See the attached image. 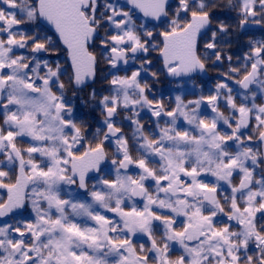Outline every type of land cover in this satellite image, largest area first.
<instances>
[{
    "label": "snow or ice",
    "instance_id": "snow-or-ice-1",
    "mask_svg": "<svg viewBox=\"0 0 264 264\" xmlns=\"http://www.w3.org/2000/svg\"><path fill=\"white\" fill-rule=\"evenodd\" d=\"M221 6L241 34L264 22V0H0V264H264V39L231 66L232 26L212 27ZM154 52L174 78L229 68L214 94L166 107L141 76ZM97 79L94 126L75 101Z\"/></svg>",
    "mask_w": 264,
    "mask_h": 264
},
{
    "label": "flooded vegetation",
    "instance_id": "flooded-vegetation-1",
    "mask_svg": "<svg viewBox=\"0 0 264 264\" xmlns=\"http://www.w3.org/2000/svg\"><path fill=\"white\" fill-rule=\"evenodd\" d=\"M171 2L175 4L176 0H171ZM217 3L220 5H224L227 3V0H217ZM215 11L218 14L219 20H213V24H212L213 30H215L217 23L220 21L232 26L233 30L229 33V39L231 40V43L227 45H222L221 47L224 48L225 54L231 55L233 57L231 66L235 67L237 65L238 58L243 57L244 53L248 51L247 43L249 40L264 39V22H261L259 24L250 23L248 26H246L244 33L241 34L240 30L235 27V25L237 24L236 10H230L227 7L221 6L218 7ZM17 54L19 55V54H27V53H25V50L20 49L17 51ZM151 58L152 61L154 60L156 61L155 64L156 66H152L147 74L141 73V76L147 80V83L149 85H151L152 94L149 96V99L155 97L156 100H162L166 107H174L176 96H181L185 100V102H187L189 100H196L201 95H204L206 97L209 94H214L213 90L215 88V85L218 82H222V75L226 73L229 68L228 61L223 60L219 64H208L206 66V71L208 75L207 78L205 79L198 76H194L187 79L182 78L177 80H169L166 79L165 72L161 71V69L163 68V64H162V60L159 58V53H155V52L152 53ZM139 65H140V61H137L136 64L132 66L131 70H135V68L139 67ZM151 72H158L159 78L154 79L151 76ZM119 74L124 75L125 73L120 72ZM128 74L130 75V72ZM230 86H233L234 88L238 87L234 83ZM68 95L71 96V92H69ZM76 96L77 99L75 102L77 105L78 115H79L85 110L84 109L85 103H81V101H84V99L80 94L77 93ZM237 102L239 103V100ZM256 103L257 104L264 103V100H261V98L258 96ZM206 105H207V101L205 100V104L201 106L200 111L204 115L211 117L212 115H214V113H212L211 109ZM220 111L224 112L225 115H229V112L223 105V102H221L220 104ZM140 116L142 123L145 124L146 129L149 127H154L152 121L157 118L151 116V113L147 109L141 111ZM2 119H3L2 114H0V121H2ZM121 119H123V116H121ZM179 125L181 127H187V124L185 121H183V118H181V120L179 121ZM131 132L132 129H129L126 135L130 137ZM30 142H31L30 137L18 138L17 146L21 148H27L30 146ZM108 148L112 156L114 152V146H108ZM2 159H4V157L0 156V160ZM25 159H27V157H25ZM12 168L14 169V172L18 171V167L16 165H13ZM3 170H7V169H3ZM207 179L209 182H212L214 181L215 178L208 177ZM234 182H236L235 178H234ZM89 183L91 184L92 181L90 180ZM72 187L75 188V186ZM0 197H3L4 199L7 198L4 189H0ZM81 199H83V197H81ZM132 204H133L132 201H126L127 206L125 210L126 211L130 210ZM135 204L138 208L143 207V201L140 198H135ZM164 211L167 212L166 209ZM25 215H28V213H25ZM106 215L109 217H114L115 214L109 212L106 213ZM180 220H183V217L179 218L178 223ZM156 239L159 240V233L156 234ZM133 244L137 248H139L140 244H143L145 248H148L150 246V240L144 234H137V236L133 239ZM181 252L182 249L180 248V246L178 244H175L174 250L171 253L172 258L173 259L177 258L181 254Z\"/></svg>",
    "mask_w": 264,
    "mask_h": 264
},
{
    "label": "trees",
    "instance_id": "trees-1",
    "mask_svg": "<svg viewBox=\"0 0 264 264\" xmlns=\"http://www.w3.org/2000/svg\"><path fill=\"white\" fill-rule=\"evenodd\" d=\"M59 58L61 64L64 67H67L69 65L66 59V52L61 51L59 54ZM155 64L156 61L154 60L153 66H156ZM61 79L64 80L65 83H67V77H62ZM106 86H107L106 81L97 79V81L90 88L84 89L82 92H78V94H80L85 100V107H84L85 110L83 111L82 117L87 118L94 126H96V121L93 119V117H97V118L99 117V109H93L90 104L86 103L88 100V93L90 92V89H92L93 87L99 91L103 88H106ZM105 94H107V92H105Z\"/></svg>",
    "mask_w": 264,
    "mask_h": 264
},
{
    "label": "water",
    "instance_id": "water-1",
    "mask_svg": "<svg viewBox=\"0 0 264 264\" xmlns=\"http://www.w3.org/2000/svg\"><path fill=\"white\" fill-rule=\"evenodd\" d=\"M67 60H68V62L70 64V59L68 58V56H67ZM198 76H201L203 78H206L207 77V73L205 72V73L199 74ZM167 77L170 78V79H179V77L174 78V77H171V76H168V75H167ZM183 78H188V77H183ZM92 175H94V174L93 173H89V176H92Z\"/></svg>",
    "mask_w": 264,
    "mask_h": 264
}]
</instances>
